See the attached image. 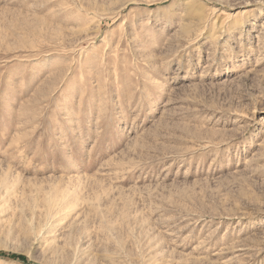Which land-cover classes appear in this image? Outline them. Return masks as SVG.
I'll return each mask as SVG.
<instances>
[{"label": "rangeland", "instance_id": "rangeland-1", "mask_svg": "<svg viewBox=\"0 0 264 264\" xmlns=\"http://www.w3.org/2000/svg\"><path fill=\"white\" fill-rule=\"evenodd\" d=\"M0 264H264V0H0Z\"/></svg>", "mask_w": 264, "mask_h": 264}]
</instances>
